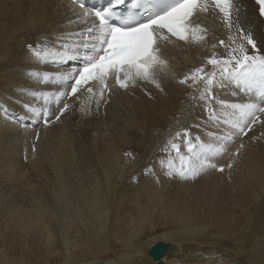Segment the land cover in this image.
Returning <instances> with one entry per match:
<instances>
[{"label":"bare ground","instance_id":"1","mask_svg":"<svg viewBox=\"0 0 264 264\" xmlns=\"http://www.w3.org/2000/svg\"><path fill=\"white\" fill-rule=\"evenodd\" d=\"M237 6L240 24L254 34L264 49V22L255 0H238ZM76 14L71 0H0V96L8 91L15 98L0 102V112L20 109L27 113V122L37 123L42 117L26 110L25 105H29L40 110L47 107L49 120L56 116L67 96H62L60 103L56 97L70 91L71 82L51 81L57 74L74 72L68 68L73 60L61 61L43 50L37 60L28 45H40L36 39L53 32L56 33L41 45L43 49L46 46L47 50H55L63 43L82 42L86 35L69 34L85 33L91 20L73 22ZM193 23L208 29L206 42L194 43L191 37L187 42L175 37L168 38L170 43L162 42L160 55L167 61V67L157 72L159 87L156 83L138 81L135 87L121 89L110 79L103 99H100L98 83L80 87L78 92L85 96L80 107H86L89 113L85 116L93 119L86 127L81 123L83 115L71 119V116L75 118L76 110L70 113L71 118L65 114L64 122L50 120L43 131L37 133L29 126L21 127L16 119L11 122L5 115L0 118V246L4 247V250L0 248V264H59L62 253L53 235L58 228L68 232V226H72L71 236L77 240L79 224L92 232L96 240L100 239L99 253L104 250L100 249L105 234L102 231L108 225L110 239L122 247L115 254L118 264H155L157 261L148 250L158 241L166 243L159 259L164 264L173 260L180 264L190 260L203 262L202 254L173 247L168 240L197 236L205 230H212L218 236H225V230L231 233L230 237L237 238L236 247L249 250V255L240 252L239 259L236 257L241 259V264H264V122L254 125L246 135L240 134L223 123L225 117L219 105H215V109L220 119L210 120L204 103L193 99L199 95L196 88L202 85L189 87L179 83L196 68L206 66L211 70V66L206 65L207 58L213 52L217 55L225 52L212 45H219L220 40L227 43L229 35H235V29L230 33L215 14H198ZM47 27L49 30L45 33ZM39 64L49 68L38 71ZM187 64L191 65L190 70ZM44 74L50 77L47 82H41ZM87 87H92L94 92L89 93ZM215 95L227 103L255 100L253 94L240 93L232 86L216 89ZM45 97H48L47 104ZM106 100V111L123 126L139 124L150 136L159 132L147 152L142 148L141 136L132 138L118 125L109 127L112 139L101 134L102 137L93 138L86 149L82 147V151L71 148L72 138L86 137L99 119L111 122L110 117L103 119L99 110ZM170 117L179 118L173 127L164 125ZM185 126L193 142L198 137L206 145H215L217 137L232 135L227 153L213 161L224 168L223 172L208 169L188 180L165 175L160 162L169 157L163 149L175 132ZM131 143L140 145L142 150L135 161L125 152ZM237 149L239 153L234 157ZM229 163H232L231 168L227 167ZM29 175L37 181L39 189L32 197L40 201L33 204L34 208L28 196L23 194L18 200L12 193ZM44 192L49 195L45 196ZM20 202L24 205L16 206ZM47 223L53 230L48 229ZM28 233L39 235L32 238L33 245L29 243L24 248L22 236ZM144 246L147 257H136ZM112 247L115 249L117 245ZM78 252L84 250L79 248ZM230 261L232 259L211 258L204 263L233 264Z\"/></svg>","mask_w":264,"mask_h":264},{"label":"snow or ice","instance_id":"2","mask_svg":"<svg viewBox=\"0 0 264 264\" xmlns=\"http://www.w3.org/2000/svg\"><path fill=\"white\" fill-rule=\"evenodd\" d=\"M71 3L77 13L73 22L87 23L91 20V26L85 33L69 34L86 35L82 42L63 43L50 52L61 61H82V66L76 71L60 73L52 79L53 83L71 82L70 91L57 95V103L61 102L62 96H72L80 87L93 82L99 84L100 99H103L110 79H114L121 89L135 87L138 81L156 83L157 72L167 67V61L160 55L161 43H170L169 37L186 42L191 37L194 43L206 42L208 29L199 23L194 24L193 19L201 13L215 14L230 33L235 29V35L230 34L227 43L220 40L219 45H212L214 49H225V52L219 55L213 52L207 58L206 65L211 66V70L206 66L196 68L179 83L189 87L202 85L196 88L199 95L193 99L204 103L210 120L220 119L215 109V105H219L225 117L223 123L240 134L246 135L254 125L264 122V49H261L254 34L240 24L238 0H108L107 5L101 8H89L86 0H71ZM255 5L259 16L264 17V0H255ZM122 7H127V10L122 11ZM28 47L37 55L42 54L41 45ZM44 50H47L46 46ZM49 79V75L44 74L41 82ZM156 86L159 87V84L156 83ZM228 86L240 93L253 94L255 100L227 103L218 99L215 90ZM87 91L93 93L94 89L87 87ZM47 103L48 97H45ZM25 107L42 117L45 126L50 123L47 107L42 110L29 105ZM68 108L65 103L59 113L62 115ZM56 119L59 120L60 115ZM231 139V134H225L217 137L215 145H206L198 137L193 142L185 126L167 141L163 151L169 158L161 161V167L165 169V175L185 180L194 179L208 169L223 172L224 168L213 161L227 153ZM238 153L239 149L233 156ZM227 167L231 168L232 163Z\"/></svg>","mask_w":264,"mask_h":264},{"label":"rangeland","instance_id":"3","mask_svg":"<svg viewBox=\"0 0 264 264\" xmlns=\"http://www.w3.org/2000/svg\"><path fill=\"white\" fill-rule=\"evenodd\" d=\"M48 30H49V27H47L45 33L48 32ZM55 33L56 32H53L49 35L44 34V35L38 37L36 39V43H40V45H42L47 40L46 39L47 37H49V36L52 37V35H54ZM66 34H69L68 30L66 31ZM42 50H43V52L54 51V50H44L43 48H42ZM34 56L37 57L36 58L37 60L39 59V57L36 53H34ZM56 64H58L57 61L55 62V65ZM46 66H48V65L43 66V64H39L36 70L42 71L45 68H49ZM66 66H65V68H66ZM68 68H69V65H68ZM186 68L188 70H190L191 65L187 64ZM53 69H55V68H53ZM31 90H36V89H31ZM82 97H85V96L80 91L77 92L72 97L67 96L62 101V103H60V105H62V108H63L65 103L68 104L69 105L68 110L66 112H64L62 115L59 112L56 114V116L60 115L59 120L56 119V116H52L50 120H56V121L64 122V121H66V117H67L64 115L69 114L68 116L70 117V113L73 110H76L75 118L73 116H71L72 118L71 117L70 118L75 120V119H78L81 115H83L84 117L82 118L81 123L83 124V126L86 127V125L88 123H90L93 119H91V118L89 119L88 115L85 116V114L89 113V111L86 112V107L84 109H81L80 105H81L82 100H83ZM89 98H93V96L89 95ZM7 99L12 100L15 98L13 95L9 94L8 91H4L3 96H0V102H3V100H7ZM106 103H107V100L103 105L99 106L100 114L102 116H104V118L102 117L103 119H105V116L108 118L110 117L111 122L110 123H104V122H101L99 119L98 122H95V124H94L95 127L89 132V134L86 137H82L80 135L76 138V137L72 136L73 138H72L71 148L72 149L74 148V150L82 151L83 150L82 147H84L86 149V145L88 143H91L93 138L102 137L101 134L103 136H105L106 138L112 139V137H113V135L111 133L112 130H110L109 127H111L112 125H114V126L118 125L121 130H124L125 134L131 135L132 138H135L136 135L141 136L144 140V146L142 148H144L147 152L150 145H152V143L155 142L157 134L159 132H154L152 134V136H150L147 134V132L144 130V128L139 124H136V125L131 124V125L123 126L113 115L110 114V112L106 111V109H105ZM131 111H132V107L130 105V112ZM130 112L128 114H130ZM4 115L6 118H9L8 119L9 121L14 122L16 119V121L20 123L21 127H24V126L28 127L29 126L28 128H32L33 130L36 131V133L43 131V129L45 128V124L43 122V119H41V120L38 119L37 123L27 122V113L24 111H21L20 109H18V111H16V110L12 111V109H9V108L5 109L3 112H0V118H2V116H4ZM178 119H179L178 117H170V119H168L164 123V125H166V123H167L168 126L173 127L178 122ZM107 124H109V125L106 126ZM241 136L242 135H240L239 137H241ZM80 143H82V144L84 143V144L82 146H80ZM185 151H186V149H185ZM125 152H128L130 154L131 158H133V160L135 161L141 155L142 150L140 148V145L131 143ZM136 169H137V166L133 170H136ZM131 173H132V178H134L133 172H131ZM125 175H128V174L125 173ZM0 178H2L1 173H0ZM68 178H70V177H68ZM122 179H123V177L121 178V180ZM37 190H39L37 181L33 178V176L29 175L27 177V179H24V178L22 179V185H20V187H18V188H14L12 190V193H13V197L18 198V200L21 197V195H23V194L26 197L28 196L27 198H29V202L32 203V208H34L33 204H38V202H40L39 198H32L36 194V193H34V191L37 192ZM43 194L45 196L49 195L47 192H44ZM23 205H24L23 202L16 204V206H19V207L20 206L22 207ZM42 205L44 207H46V205H44V204H42ZM236 214H237V212H236ZM46 225H47L48 229L53 230V226H51L49 223H47ZM68 228L71 229L73 227L68 226ZM76 228L77 229L79 228L78 230L80 231L79 235H77V240H74L71 236V230L72 229L71 230L69 229L68 232H63V231H61V228H58L57 234H55V236L53 235V239H56L55 241H57V243L59 245L58 248H60L59 251L62 253V256H63V257L61 256L59 264H118L116 261L115 254L119 253L122 247H120L119 242H116V241H113L110 239V234H109L110 230H109L108 225L106 228H103V231H102L103 233H105V234H103L104 235V240L102 241L103 246L100 248L101 251H102V248H104L102 253H99V251H97L98 250L97 247H99L98 243L100 242V239L96 240V237H94L92 232H87L84 229L85 227L82 224H79V227H76ZM223 232L227 233V234L225 236H218L217 234H213L212 230H205L204 233L198 234L197 236H191V237L177 236V237L169 239L168 242L173 247H176V248L182 247V248H184V250H188V251H190V253L194 252L196 255H197V253L202 254V257L204 258L203 262L202 261L195 262V261H191V260L190 261H184L183 260L184 262L183 263L181 262V264H188V263L189 264H199V263L200 264H207V262L204 263L205 260L207 261V259L210 260L211 258L212 259H223L225 261H229L232 259V261H230V262H233V264H236L237 263L236 261H238V263H240L239 261L241 259L237 260V258L239 259V257H240V256H238L240 254V252H242V255H245V254L249 255V252H248L249 250L243 246L242 247H239V246L236 247L237 242L239 240L237 238H234L233 236L230 237L231 233L229 234L225 230H223ZM214 233H217V232L214 231ZM38 235H39V233L38 234L28 233V234H25L24 236H22V240H25V243H22L23 247L26 248L29 243H31L33 245L32 238L35 239ZM44 236H45V234H44ZM58 236L61 238H59ZM72 239H73V241H72ZM12 243L14 244L15 241H13ZM113 244L117 245V247L115 249L112 247ZM0 248L2 250H4L3 244H2V246H0ZM79 248H82V250H84V252L79 253L78 252ZM146 248L147 247L144 246L142 248L141 252H139V250H138V252L136 253V257L141 256V259H145L147 257L146 256ZM104 255H106V256H104ZM248 255H246V258L248 257ZM226 259H228V260H226ZM234 260H236V261H234ZM140 264H147V263L141 262ZM167 264H180V262H176L175 260H173Z\"/></svg>","mask_w":264,"mask_h":264},{"label":"water","instance_id":"4","mask_svg":"<svg viewBox=\"0 0 264 264\" xmlns=\"http://www.w3.org/2000/svg\"><path fill=\"white\" fill-rule=\"evenodd\" d=\"M165 248H166V243H163L162 241H158L151 247V249L148 250L150 256L157 261L155 264H164L162 261H159V259L163 255Z\"/></svg>","mask_w":264,"mask_h":264}]
</instances>
